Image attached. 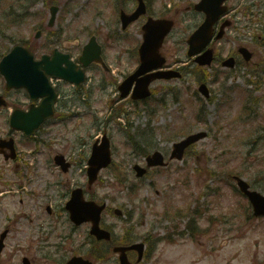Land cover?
I'll use <instances>...</instances> for the list:
<instances>
[{"label": "rangeland", "instance_id": "1", "mask_svg": "<svg viewBox=\"0 0 264 264\" xmlns=\"http://www.w3.org/2000/svg\"><path fill=\"white\" fill-rule=\"evenodd\" d=\"M31 1L34 0H0V52L19 39H34L35 31L42 21H46L51 0H35L29 6ZM175 1H180L182 7L186 1L193 0ZM54 2L60 9L57 22L43 31L40 40L35 39L42 46L35 54L50 51L53 44L47 42L52 32L61 33L58 42L62 48L64 39L83 34L80 41H85V34L88 36L87 33L92 31L103 41L105 51L121 61L114 71L115 76L119 78L121 73L130 71L134 63L131 47L133 41L137 39L135 44L139 41V28L135 24L128 33H118L112 0ZM160 2L164 5L168 1ZM229 4L235 7L236 24L213 46L215 52L225 58L236 51L239 44L246 45L254 55L249 64L240 62L234 68H226L217 60L204 70L195 68L182 43L183 37L200 21L198 14H190L185 20L178 21L165 41L170 65L187 67L182 79L153 83V95L145 104H138L120 99L115 92L116 85L109 82V76L103 91L92 90L94 113L81 116L79 122L74 118L66 124L56 121L45 125L49 144L40 146L42 158L39 164L45 165L43 162L47 157H52L57 151L75 163L65 175L57 173L51 161L55 181L69 176L75 182L80 181L86 164V161H80L82 154L86 157L89 154L94 135L107 132L114 164L102 170L95 191L98 198L104 199L109 206L122 209L123 217L107 213L103 218V222L114 227L117 233L123 232L121 228L125 224L132 223L136 237L164 235L174 224L161 212L170 200L205 208L198 221L200 232L196 230L194 240L191 241L188 234L175 243L161 241L155 253L142 264H264V218L244 220L241 212L246 198L233 191L231 180L226 177L234 170L254 189L264 193V70L260 66L264 61V43L259 44L264 38L253 40L254 34H264V0H230ZM247 5H250L251 12H258L260 22L246 17V13L241 11V7ZM28 6L26 11L29 15L24 19L20 7ZM173 8L165 7L168 14L173 12ZM10 9L15 12L7 20L4 15ZM107 34H110L108 40ZM241 58L239 55L238 59ZM89 72L93 74L94 70L91 68ZM204 73L212 90L211 100H205L196 91L197 79ZM99 75L97 83L104 77L102 73ZM200 107L203 117H198ZM198 129L206 130L208 135L192 147L196 161L195 156L189 155L182 161L170 162L166 168L151 170L144 178H137L133 173L129 175L132 164L136 161L141 163L143 156L133 148L127 130L144 150L150 152L159 148L167 156L173 141ZM206 170L214 174L207 175ZM43 174L47 183L48 178L51 179L50 168ZM4 176L7 181L17 180V176L10 173ZM116 178L125 181L120 182ZM45 183L34 182L32 189L56 195L52 196L55 200L51 203L57 212L52 216L45 213L41 201L34 205L30 195L22 194L18 186L7 187L8 193L0 197V230L6 223L11 224L12 230L0 254V264H22L23 255L32 264H63L73 254L84 255L93 249L94 244H89L86 236L87 225L73 227L65 212L59 216L63 204L57 205L59 187L47 188ZM129 185L134 192L136 187L135 193ZM212 186L219 189L209 196ZM59 191L65 189L60 187ZM16 211L21 214L15 215ZM210 215H221V220L229 222L209 223L207 218ZM233 220L231 229L229 226ZM184 226H188L186 219L181 220L178 231ZM115 261V256H112V260L97 264H114Z\"/></svg>", "mask_w": 264, "mask_h": 264}, {"label": "flooded vegetation", "instance_id": "2", "mask_svg": "<svg viewBox=\"0 0 264 264\" xmlns=\"http://www.w3.org/2000/svg\"><path fill=\"white\" fill-rule=\"evenodd\" d=\"M145 6L147 12L146 14H144V17H142L143 19L149 17V15L154 17H160L161 15H163L162 12L165 11L164 7L158 4V0L149 3L145 2ZM175 7L173 9V14H172L174 17L178 16V12H179L178 7L176 8ZM189 7L190 6H188V8ZM159 9H161L162 11H159ZM228 11H230V9ZM156 12L158 14H156ZM70 57L72 62L75 64L74 71L78 70L80 72L79 74L78 73L75 74L77 75L81 74L84 81L86 82L88 76L86 74V70L90 65L84 66L82 63L79 62L78 57L75 59L71 55ZM102 59L103 61L105 60L107 62L112 60L109 56L108 57L102 56ZM49 80L51 84L55 86L56 89L55 91L58 97V100L55 103V107H54L56 111L53 118H57L59 114L63 115V113L68 111L69 110L68 106L70 104H72L73 106L75 100L77 98H81V95L83 101L86 102L88 101L89 98L88 95L90 94L89 88H87L85 91L83 90L82 92L80 90L84 85H81V87L79 88L77 85L75 86L73 84L68 83L66 80L64 81L63 79L55 78V77L54 78L49 77ZM65 84L69 86V89H71L70 92H66L61 89V85H65ZM40 101L41 99L32 101L28 89L24 86H22L21 88L16 86L7 87L6 79L5 77H3L2 73L0 72V102L2 103V105L0 106V141L2 139L11 138L15 145L14 154L10 153L9 147L7 145H3L2 147H0V177H2L3 174L5 173V170L8 169L6 165L3 164L10 165V163H13L14 175L18 173H22L23 175V173L26 170H31V166L29 163L33 162L36 156V153H34L35 152L34 139L36 138L39 131L37 130V132L34 135L32 134L31 136H27L25 135L24 131L20 129H16L14 125L21 124L22 120H20V116L24 115L23 120H25L24 123L27 126L28 121L26 120L27 117L26 112L30 111L33 105L40 104ZM14 111L17 112L16 114H18L17 115L18 119L13 120L12 123V121H10V118ZM74 113L75 112L73 113L69 112L67 113V115L70 116L73 115ZM47 121L45 120L43 124H45ZM41 140L43 141V139ZM13 155L14 157L12 160L8 159L10 156ZM27 159L29 160V162ZM39 174L43 175L42 172ZM49 198H51V196L48 195V198L45 201H47Z\"/></svg>", "mask_w": 264, "mask_h": 264}, {"label": "water", "instance_id": "3", "mask_svg": "<svg viewBox=\"0 0 264 264\" xmlns=\"http://www.w3.org/2000/svg\"><path fill=\"white\" fill-rule=\"evenodd\" d=\"M220 1H222V0H200L198 2V4H196V8L203 10V12L205 13L206 16L204 18V21L194 30V32H192L189 35L190 36L188 38V47H189L188 54L189 55H193V54L197 53L198 51L202 50L204 48L205 44L207 43V41L210 39L213 23L215 22V19L220 15V13L224 10V6L220 5V3H221ZM55 12H56V8L52 7L51 8V16L49 18L50 23L53 22ZM150 23H153V22H150ZM225 26H226V22L221 25L219 31L216 34L217 37L222 36L223 28ZM154 27L155 28L157 27V29H158L157 38H159V42H160L162 40V36L171 28V22L167 21V20H162L160 24L158 23ZM150 34H151V30L145 34V36H144L145 41L142 44V46H144L145 43H148L150 41V38H149ZM240 51L242 52L243 56H245L246 59L250 58L251 53H249L246 48L242 47V48H240ZM31 56L32 55L29 54L25 48H23L21 46L20 47L16 46L9 52V54L5 55V57L2 60L3 61L2 63L5 66H11L12 64H14L17 61L16 59L19 58V59H21V62L29 65L27 62V57H31ZM212 58L213 57H212V50L211 49H206V51H204L203 53H201L195 57V59L198 61L199 64H206V63L209 64L211 62ZM28 61H30V59H28ZM233 62H234L233 57L230 56V57H228L227 60H225L223 62V64L227 65V66L228 65L231 66V65H233ZM154 65H157V64L154 62H150L143 67V70L149 69ZM4 72L6 74H9L10 69H6V70H4ZM135 76H136V74L130 76V78L128 80L129 85L131 84V80ZM142 83L143 82H141L137 85V88L134 91L135 94L142 93V91H144V88L141 87ZM200 89L203 90L205 93H207V91L204 89L203 85L200 87ZM203 135H204L203 133H199L197 135L194 134V135L188 136L187 139L179 142L177 145H174L175 146L174 153L179 152L177 155V157H179L183 145H186L190 141L196 140ZM106 148H107V142H106V140L104 141V139H103L102 145L100 147H95L93 149V153L89 159L90 163H92L91 172H93V174L97 173L96 171L98 170V168L102 164H104L105 162H108L109 154H108V151ZM101 149L103 150L104 155L102 157H99ZM99 158H101V159H99ZM147 158H148L149 163H152V164H156V163L160 164V163H162V159H163L159 153H155L152 156H148ZM137 170H139V172H138L139 174H142L144 172V170H142V169H137ZM239 184L242 187V190L247 193L248 197H250V200L253 204L255 214H257V213L264 214V196L260 195L257 192L249 191L246 187L247 184L245 182L240 181ZM82 205H84V206L90 205V208L97 207L96 205H94L93 202L92 203L87 202V204L82 203ZM4 235H5V233H3L1 235V238H3ZM24 262H26V260H24Z\"/></svg>", "mask_w": 264, "mask_h": 264}]
</instances>
